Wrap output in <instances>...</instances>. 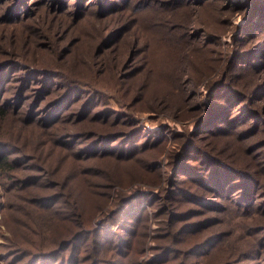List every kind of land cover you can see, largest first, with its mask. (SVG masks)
<instances>
[{
	"label": "rangeland",
	"instance_id": "obj_1",
	"mask_svg": "<svg viewBox=\"0 0 264 264\" xmlns=\"http://www.w3.org/2000/svg\"><path fill=\"white\" fill-rule=\"evenodd\" d=\"M63 1L66 5L58 6L59 0H30L33 3H29L30 6L28 7L26 3H18V5L17 0H0V48L20 50L27 39L25 28L30 26L33 27V30L29 31V36L40 45L51 46L52 40L46 38L50 29H56L53 32H58L56 35L58 40L75 35L83 42L74 47L73 53L66 58L65 64L75 70V75H81L82 69L87 68L90 63L93 72L90 73L89 71L87 75H89V80L93 82V76L103 69L101 67L96 73L93 65L97 66L98 61L105 59L108 64L103 67L109 68L114 66L118 57L124 56L128 59L134 44L130 48L127 43H134V40H137L138 32L144 34V38L140 40L137 48L142 47L144 49L146 53L145 63L139 65L138 61L134 62L130 68L122 70L121 74L132 70L138 72L139 70L138 75L144 76L142 83L147 82L145 93L141 92L139 101H132L129 106L133 109L118 107V110L121 109V114L108 111V114H105V119H108L107 124L109 126H102L101 123L96 125L89 123L82 127L94 126V130L98 132H108L126 128L130 122H133L138 129L144 132L141 136L142 143H146L149 148L143 152L139 149V145L138 149L134 150L135 147H128L125 141L116 140L113 142L112 153L104 155L103 151L99 152L95 149L94 153L89 152L88 157H84V152L81 151L83 142L90 144L103 140V136L97 137L98 135L92 133L94 130L83 134V137L78 134L75 136V140L71 138L74 141L72 145L61 151L54 150L52 145L43 141L50 137L44 135L47 134V129L42 125H31L41 131V133H31L23 125L24 122L20 120L19 116L7 119L3 130L0 131V141L6 144H0V149L7 150L8 156L11 159H18L20 165L17 167L19 171L16 172L14 179L4 181L0 176V264H30L34 256L27 255L28 253H34L36 250H49L56 246L57 229H67L68 227V217H61L60 214L65 212L63 207L67 203L66 199H71V196H77V199L81 197L78 196V181L81 183L82 180L74 177L75 168H86L90 171V181L96 184L97 187L95 188L99 191L100 198H104L102 193L112 194L108 204L100 208H98V204L102 205V201H96V198L91 195V189H88L89 194L81 197L83 204L82 219L88 223L87 228H94L96 233L94 232L91 238L83 239L81 245L74 252V255L78 257L76 264H92L95 261H98L97 264H179L181 261L184 262L183 264H264V258L252 260V257L241 258L237 254L238 251L249 249L253 242H255L258 251L264 252V230L252 231V234L248 236L243 228V224L247 222H264V219H261V213L250 215L247 212H242L243 209H238L235 203L228 202L226 199H219L220 202L224 203V209L234 210L233 214L226 215V211L222 210L207 213L204 217L218 216L225 219L223 222L221 221V225L232 228L234 231L230 246L220 242L221 244L216 249L214 248L217 245L211 248L208 253L188 256L185 251L209 237L210 232L219 229V225L215 223L199 229L193 235H187L185 242H178L179 239L177 243L172 237L163 238L167 231V212L169 211L160 207L162 204L161 197L167 194L170 196L169 190L174 189L170 180L175 173V166L173 165L176 156L171 157L169 153L174 154L181 151V144L187 133H190V141L188 140L185 151L191 144L190 142L194 140L195 143L201 147L204 146L215 156L221 157L235 167L245 169L246 172L247 170L252 172V168H261L258 176L264 182V167H260L255 159L258 157V160L264 163V154L261 153L260 149V146L264 148V145L261 142L259 144L252 143L257 141L253 139L256 134L252 135L251 139L249 137L240 139L237 135L240 129L231 132L228 128L224 129L225 131H219L214 127V130L209 131V128L215 126L212 121L218 123L224 115L233 118L241 109L239 106L234 107V103L229 102L226 106L223 104L228 102L227 94L224 91V95H220V92L219 95L225 101L220 100L217 103V97L209 94L207 87L208 82L223 77L225 71L228 72L229 83L245 92H252L253 89L264 87V66L260 68L253 66L257 54L260 58L259 64L264 65V49L260 51V46L264 44V31L248 34L245 28L252 29L254 26H249L257 23L258 19H250L249 15L248 17L244 15L242 9L244 5L248 4L249 10L256 3H264V0H218L205 3L202 6L198 0H189L193 1L192 4H189V1L186 2L188 4H182L179 0H110L111 5L104 3L106 7L102 6L103 0ZM15 4L18 6L16 10H13ZM11 7L12 9H9ZM62 10L69 11L72 16H68ZM102 10L103 15L98 13ZM39 21L48 24L40 32L37 28ZM153 23H156L157 26L151 25ZM116 24H123V26L112 29ZM170 26L171 29L179 28L189 38V44L183 51V53H188V57L179 62L181 66L179 64L178 69L182 68L185 73L184 82L178 85L173 84L167 77L172 73L168 70V66L175 63L174 60L169 59L167 54L171 55V47L167 39V27ZM112 30H115L113 32L116 34L108 39L109 42H105V45L101 43L97 47L96 53H93L89 49V47H93L91 45L93 43L88 44L87 42L89 40L98 41L109 31L112 33ZM241 30L243 33H240ZM177 33L183 37L181 32ZM238 36L244 38L238 39ZM159 37L165 42L161 41ZM76 38L66 47L68 51L77 40ZM195 47L211 48L208 57L200 52L195 54ZM104 48H107L106 55L100 54V49L104 51ZM158 49H160L159 52H163L162 59H160L159 55L161 54ZM86 50H88V55H84L87 53ZM238 52H242L243 56L236 55ZM246 54H250L248 59L244 58ZM236 56L240 69L232 66L228 68L229 62L231 63V60ZM4 58L7 57L0 50V60ZM131 58L133 59L132 54ZM135 58L137 57L135 56ZM113 59H115L114 62ZM215 60H218L217 70L210 74ZM247 60L252 61V63L247 65ZM133 66L137 67L133 69ZM190 68H194L196 71L191 77ZM12 72L13 68L7 71L4 82L6 84L7 80L11 79V75L16 77L10 87L12 93L8 92L9 96L14 95L16 97L12 98L10 102L8 101L7 105L16 111H24V108L31 110L33 106L30 104L36 94H31V90L23 91L25 96L22 98L23 84L17 83L22 78H17L18 72L15 73H18L17 75ZM180 72L173 73L179 74ZM192 76L195 77L194 81ZM98 79L99 76L94 82L96 83ZM177 86L179 87L176 88ZM223 87L221 86L220 89ZM182 89L186 92L185 100L182 98ZM17 94H19L20 99H18ZM164 94L178 99L179 103L173 106L169 98L163 97L159 104L160 108L155 109L157 106L154 107L150 102ZM250 95L253 96V94ZM139 97L140 93L136 95V98ZM2 98L4 99V94L0 92V99ZM46 98L48 99V97ZM25 100H27L26 104L23 103ZM248 101L251 102H248L249 106L264 110V99L252 97V101ZM44 103L45 101L42 105ZM97 103L105 105V99L99 98ZM216 104H223L225 106L224 112H220L209 123L208 121L203 122L216 110ZM231 108H235V110ZM23 114L25 119L29 121V115L25 111ZM35 114L34 119L41 120L42 108L37 109ZM99 116L96 112L95 117ZM220 123L223 121L221 120ZM262 124L264 125V121ZM215 131L217 136L214 134ZM177 134L179 135L176 137ZM53 137L55 136L53 135ZM147 137L149 138L146 139ZM255 138L264 139L262 136ZM8 143L15 144L12 146ZM54 143L57 144L58 141L56 140ZM254 152H256L255 157ZM28 155L36 156L37 159H32L34 161L30 159V161ZM250 156L255 159V162L251 161ZM191 162L194 163V161ZM194 164H197L196 161ZM151 168H156V170L153 172ZM184 178L186 177L183 176L178 179L184 189L195 190L194 192L197 190L199 192L204 191L198 183ZM236 180L239 179L236 178ZM58 181L62 185L56 186ZM38 192L44 195L61 194L63 196V201L54 202L55 207L47 209L49 211L46 215L56 219L45 227L40 237L30 234L31 230L39 232L42 230L38 223L27 216L29 212L36 213L35 206L43 209L39 206L40 198L38 197L41 195L35 196ZM136 192H143L144 197L136 202L132 206L133 208L130 205L125 206V210L132 208L131 212L123 211L114 224L104 221V214L111 213L112 209L117 207L118 199L126 194ZM204 195L209 196L210 192L204 193ZM214 197L216 196L212 198ZM180 198L182 199L177 198L179 202L174 198V203L179 207L198 206L191 201L190 195H182ZM138 211H143V217L145 216L144 230L139 238L130 235L129 230L134 226L125 223L127 220L137 221L136 213ZM171 211H174V208ZM201 218L203 217H195V220ZM59 220L61 221L59 222ZM108 236H110L109 242ZM120 236H125L127 239L123 245L119 239ZM99 237L101 244L97 241ZM37 242L38 247L45 248H37ZM163 242L166 245H173L178 248L180 253L183 251L184 254H180L177 261L174 259H162L161 261L162 251L158 248ZM22 244L31 251L22 249ZM48 245L53 246L49 247ZM122 247H124V251L120 250ZM72 253L73 250L68 247L63 251L64 259L61 262L59 259H53V261L55 264H70L68 261ZM87 257L89 260L86 261L85 258Z\"/></svg>",
	"mask_w": 264,
	"mask_h": 264
},
{
	"label": "trees",
	"instance_id": "obj_2",
	"mask_svg": "<svg viewBox=\"0 0 264 264\" xmlns=\"http://www.w3.org/2000/svg\"><path fill=\"white\" fill-rule=\"evenodd\" d=\"M61 1V2H60ZM91 1V0H89ZM182 4H192L193 1L189 0H179ZM189 1L188 3H186ZM212 1H218V0H198V3L200 6H202L205 3H209ZM20 3H26L28 4V7L30 6L29 3L30 0H17V4ZM103 7H106V3H109L111 5L110 0H103ZM105 3V5H104ZM18 4V5H19ZM17 5V6H18ZM58 6L66 5L63 0H59L57 3ZM15 6H13V10L17 9ZM102 7V8H103ZM110 8L112 6H109ZM247 7V8H246ZM114 8V7H113ZM246 8V9H244ZM9 9H12L9 8ZM8 9V10H9ZM244 11V15L248 17L250 16V19L257 18V23L251 24L254 26L252 29L245 28L248 32V34H252L253 32H259L264 31V3H256L252 8L248 10V4L244 5L242 7ZM30 10V8H28ZM63 11V10H62ZM113 11V10H112ZM64 13H67L68 16H72V14L69 11H63ZM99 14L103 15V10L101 12H98ZM109 13V12H108ZM24 16V13H23ZM76 16V15H75ZM106 16V15H104ZM18 19V18H16ZM163 20V19H161ZM165 21V20H164ZM166 22V21H165ZM39 26L37 27L39 32L43 29L45 25H48L46 23H43L41 21L38 22ZM259 23H262L261 25ZM158 24V23H157ZM259 26H257V25ZM153 26H157L156 23L151 24ZM168 25V24H167ZM122 27L123 24H116L112 27V29H118L119 27ZM178 26H181V24H178ZM49 27V26H48ZM30 28V29H29ZM33 30V27H27L25 28V34L27 36L26 42H24L20 48V50H12V48L3 49L2 47L0 50L5 53V56L7 58H4L3 60H0V92H3L4 99H0V131L3 130V126L7 119L14 118L16 116L20 117V120L25 125V127L28 129L31 133H41V131L31 125L34 124H40L43 127L47 129V134H44L45 136H49L50 138L45 141L46 144L52 145L54 150H65L69 146L72 145L74 141H72L71 138H74L78 134H80V137H83V134L91 132L94 130V126H90L88 128L82 127L84 125H87L89 123H94L93 125H96L98 123H101L102 126L108 125L109 121L105 119V114H108V111H113L115 114H121V109L118 110V107L128 108L129 105L133 102H137L141 99V92L145 93V85L147 82L142 83V79L144 76H139V70L138 72L135 71H129L126 73L121 74L122 70H126L133 65L134 62L138 61L139 65H143L146 61V53L144 52V49L141 47L140 49L137 48V45L140 43V40L144 38V34L141 32H138V36L136 37L137 40H134V43H127L130 48L134 44V47L131 51V54L133 55V59L130 56L125 58L118 57L115 61L113 59L112 61L114 63V66L109 68H104L103 66L108 64V61L105 59H101L100 62H97V66L93 65V68L95 72L97 73L99 69L102 67L103 69L99 71L96 75L93 76V82L89 80L88 72H93V69L91 68L92 65L89 63L88 67L85 69H82L81 75H75V70L73 68H69L65 61L66 58L73 53L74 47L78 45L79 43H82L83 40L80 38H76L75 35L68 36L62 40H58V32H53L56 29H50L46 38L51 39L52 43L51 46L46 45H40L39 43L35 42L29 35V31ZM245 30V31H246ZM111 31V30H110ZM110 31L104 35L100 40H89L87 43H93V47H89V49L96 53L97 47L102 43L106 44L108 43V39H111L114 33L112 30V33ZM168 35L167 39L169 41L170 47H171V55H169L170 60H174L175 63H172L168 66V70L171 71L167 77H169L170 81L173 84H181L184 82V75L182 68L179 69V64L181 66V63H179L182 60H185L186 57H188V53H183V51L186 50L187 45L189 44V38L187 35H184V32L181 31L179 28H173L167 27ZM181 32L183 34V37L181 34L177 33ZM70 33V32H68ZM110 33V34H109ZM240 33H243L242 30ZM109 34V35H108ZM124 35V34H123ZM29 36V38H28ZM123 37V36H122ZM77 39L74 44L70 47V50L68 51L66 47L73 42L74 39ZM182 38V39H181ZM238 39H242L244 37L238 36ZM159 39L163 42H165L163 39L159 37ZM181 39V40H180ZM54 40V41H53ZM17 41V37H16ZM106 42V43H105ZM65 43V44H62ZM67 44V45H66ZM66 45V46H63ZM14 47L13 45H11ZM162 47V46H161ZM261 50L264 49V44L261 46ZM258 47V48H260ZM257 48V49H258ZM102 49L100 54L106 55L107 48ZM209 49L211 48H203V47H195L194 53L197 54L200 52L202 55L208 57L209 55ZM256 49V51H257ZM163 50V47H162ZM87 53L84 55H88V50H86ZM160 49H158V52ZM164 51V50H163ZM174 51V52H173ZM218 51H220L218 49ZM161 55L160 59L163 57V52H159ZM183 53V54H182ZM242 52L236 53V55H241ZM257 53V52H256ZM97 54V55H100ZM135 56L137 58H135ZM250 57V54H246V59ZM242 58V57H241ZM240 58V59H241ZM208 59V58H207ZM218 60H215V64L213 69H211L210 74H213L217 68V62ZM248 61V60H247ZM252 61H248L246 63L247 65L251 64ZM260 58L257 57L254 59L253 66L255 68H260L264 65H260ZM229 66L231 67H237V69H240L239 67V61L236 56V58H233L231 60V63L229 62ZM137 66H133L132 68H136ZM244 67V66H243ZM13 68L14 74L18 72L17 78L20 79L17 83L23 84V89L21 92L22 98L25 96L23 91L31 90V94H36L34 100L31 102L30 106H33L31 110L28 108H24V111L29 115L30 119L27 121L24 117V111H16L13 109H10V107L7 105L8 101L12 100V98L16 97L14 95H8V92L12 93V89L10 88L12 86V81L16 78L15 76L11 75V79L7 80L6 84L4 82V79L7 77V71ZM163 69V68H161ZM190 77L193 75L196 71H194V68H190ZM181 71L179 74H175L173 72ZM12 72V73H13ZM235 73V72H233ZM15 74V75H17ZM228 72L225 71L223 74V77H220L219 79L215 81H210L207 83V87L209 90V94H211L214 97H217V103L223 99L222 96L227 94V100L228 102H225L223 104L227 103H234L235 106H239V112H237L236 116L231 118L229 116H223L219 120V124L216 122H213L212 119L220 114V112H224L225 106L223 104H216V110L212 112L211 116L204 120L211 122L215 126H212L209 128V131L214 130V127L219 131H225L224 129L228 128L229 131L233 132L236 129H240L238 134L240 139L249 137L251 139L252 135L256 134L253 139L257 140L252 142L253 144H259L260 142L264 145V139H257L255 137H264V125L262 122L264 121V110H259L258 108H253L251 105L249 106L248 100L252 101V97H258L264 99V87H259L257 89H253L252 92H245L241 90L240 88H236L232 83H229L227 79ZM99 76V79L95 83L96 77ZM223 78V79H222ZM222 79V81H221ZM192 80H195V77L192 76ZM4 83V84H3ZM36 84V85H34ZM38 84V86H37ZM259 85V84H257ZM221 86H224L222 89H220ZM177 86L176 88H178ZM180 89V88H179ZM182 91V98L185 100V94L186 92ZM224 91V93H223ZM220 92V95H219ZM140 93V97L136 98V95ZM250 94H253L250 95ZM165 95V96H164ZM160 95L159 97H156L153 99L150 103L156 107L155 109L160 108L159 104L162 101L163 97H167L172 102L171 104L174 106L179 103L178 99H175L174 97L164 94ZM18 99L19 94H17ZM48 97V99L46 98ZM99 98L105 99V105L99 104L97 101ZM226 99V98H225ZM27 100H25L23 103L26 104ZM45 101V103L42 105V103ZM225 101V100H222ZM157 102V103H156ZM251 103V102H250ZM29 104V102H28ZM113 105V106H110ZM223 105V106H222ZM243 105V106H241ZM42 108V115L41 120L34 119L35 111L37 109ZM131 108V107H130ZM133 109V108H131ZM234 109L235 108H231ZM213 110V109H212ZM123 111V110H122ZM97 114H99V117H95ZM231 114V113H230ZM228 114V115H230ZM223 121V123H220V121ZM103 121V122H99ZM202 122V123H203ZM200 123V122H199ZM110 128V127H109ZM92 133L98 135L97 137H102L103 140L100 142L90 143L83 142V148H81L82 153L84 152V157H88L89 152L92 154L93 151L96 149L100 151H103L104 155L108 153H112L113 149V142L116 140L125 141L128 147H135L134 150L138 149V146L140 145V150L145 152L148 150V146L146 143H142V135L143 131L138 129L136 125L133 122H130L126 128H120L118 131H108V132H98L97 130H94ZM198 133V132H197ZM180 134V133H179ZM177 134L176 137L179 135ZM214 134L217 136V132L215 131ZM53 135L55 137H53ZM219 135V134H218ZM66 137V138H65ZM79 137V138H80ZM59 138V139H58ZM78 138V139H79ZM147 137L146 139H148ZM66 139V140H64ZM190 139V133H187V136L185 137V140H183L181 144V151L179 153H169L171 157H175L174 165V174L171 177L170 183L174 189H170L169 193L166 196H162V204L161 208L163 210L168 209L169 212H167V231L165 236L163 238L167 239L169 237H172L176 240V242H185V237L187 235H193L196 233L199 229L208 227L212 224L217 223L219 225V229L216 231L210 232L211 234L208 235L209 237L205 238L202 242L195 244L191 248L185 251V254L188 256L196 255V254H205L208 253V251H211V248L216 249L221 243H226L230 246V242L232 240L233 235V229L232 228H226L223 227L221 224V221L223 222L225 219H221L218 216H211V217H204L207 215V213H212L214 211H226V215L233 214V209L226 208L224 209V203L220 202L219 199H226V201L235 203L237 205L238 209H243L242 212H247V214L252 215L253 213H261V219H264V182H262L261 178H259L260 169L261 168H252V172L249 170L235 167L231 165L226 160L222 159L219 156H215L211 152H209L204 146L201 147L195 141L190 142L191 144L186 149V144L188 143V140ZM58 141V143H54L55 141ZM77 140V139H76ZM190 141V140H189ZM5 142L0 141V144H4ZM81 143V142H78ZM103 143V145H102ZM6 144V143H5ZM10 144V143H8ZM15 143H13L14 145ZM12 145V144H10ZM12 145V146H13ZM45 145V144H44ZM130 145V146H129ZM253 147V146H252ZM184 149V151H183ZM261 153L264 154V148L260 146ZM183 151V152H182ZM62 153V152H61ZM102 153V152H101ZM256 152H254V157ZM25 154V152H24ZM259 155V154H258ZM29 160L36 158V156L28 155ZM251 157V156H250ZM37 159V158H36ZM257 163L260 167H264V163L259 158H255ZM255 159L251 157V161L255 162ZM30 160V161H31ZM34 161V160H32ZM191 161H196L197 164H194ZM198 161V162H197ZM20 163L18 162V159H11L8 156L7 150L0 149V176L3 178L4 181H7L9 179H14L16 172L19 171ZM87 170V171H86ZM151 170L154 172L156 168H151ZM89 170L86 168H75L74 170V177L78 178V180H82L81 183L78 181V196H84L88 193V189L92 190L91 195H93L96 198V201H102V205L98 204V208L102 206H106L108 204V200L111 193H102V197H99V191L95 188L97 187L95 183H92L90 181V174ZM185 174V175H184ZM185 176L186 178L192 182L198 183L204 191L197 192L189 191L186 188L184 189L180 183H179V177ZM33 177V176H31ZM27 178V177H26ZM30 178V176H29ZM239 179V180H236ZM20 179V178H18ZM31 179V178H30ZM58 184H55L56 186L62 185L61 183L56 182ZM92 184V185H91ZM209 196H205L204 193H209ZM58 193V192H54ZM41 195L38 198L39 199V206L41 208L36 209V213L33 214L31 212L28 213V218L38 223V225L41 227L42 231L37 230H31V235L41 236L42 232L44 231L45 227L55 219H52L50 215H46L48 213L47 209H53L54 202L63 201V196L61 194H41L38 192L35 194ZM182 195L184 196H191V201L195 202L198 206L193 207H187L183 208L182 206L179 207V205L175 204L174 198L179 202L178 199ZM213 196H216L212 198ZM81 197L77 199V196L72 197L71 199H66L67 203L64 205V213H60L61 217H68V227L67 229H57L58 230V237L57 240H55L56 246L49 250H39L34 253H28L27 255L34 256V259L31 260L30 264H55L53 259H59L60 262L64 259L63 251L67 249L68 247L73 250V253L71 257L69 258L70 264H76L78 261V257L74 255V252L76 249L81 245L83 239L90 237L91 235L96 231L94 228L90 229L87 228L88 223L84 222L82 217V201ZM144 197L143 192H136L132 194H126L122 196L120 199H118L117 204L114 209H112L111 213L104 214L105 220L109 224H114L118 220V216L123 212H131L132 206L135 205L136 202H139L140 199ZM76 198V199H75ZM178 198V199H177ZM172 206H169L170 204ZM130 205L132 208L126 209L125 206ZM257 205V206H256ZM258 207V208H257ZM174 208V211H171V209ZM52 213V212H50ZM144 212L138 211L136 213V217H138V220H127L125 223H130L134 226L130 231V235L132 237H140L142 234V231L144 230L143 225L145 221V216L143 217ZM122 217V215H121ZM120 217V219H121ZM195 217H203L201 219H196ZM226 218V217H224ZM211 220V221H210ZM61 220H59L60 222ZM138 225V226H137ZM244 230L247 232V235L250 236L252 234V231L259 232L264 230V222L261 221H255L251 223H245L243 224ZM127 230V229H126ZM223 234V236H222ZM250 234V235H249ZM178 238V239H177ZM98 238V242L101 244V239ZM119 239L121 240V243H125L127 239L125 236H120ZM225 239V240H224ZM110 240V236H108V242ZM27 241V240H25ZM177 242V243H178ZM221 242V243H220ZM27 243V242H25ZM41 243V242H39ZM160 244L159 250L162 251V254L160 255V259L164 260H173L177 261V259L180 257V254L178 248L174 247L173 245L170 246L169 244ZM37 248H45V247H38ZM174 244V243H173ZM49 247L53 245H48ZM131 246V245H130ZM17 247V246H16ZM22 249H25L27 251H31L28 249L25 245L22 244ZM213 249V250H214ZM120 250H125L124 247H122ZM237 254L240 255L241 258L244 257H252V260H259L264 258V252L258 251L255 247V242L252 243V246L247 250H241L238 251ZM62 255V257H60ZM125 255V253H124ZM253 255V256H252ZM85 260H89V258H85ZM98 261L93 262L92 264H97ZM184 262L181 261L179 264H183Z\"/></svg>",
	"mask_w": 264,
	"mask_h": 264
}]
</instances>
